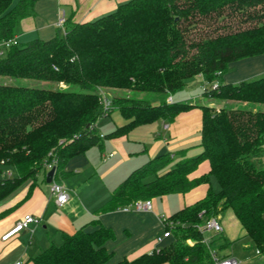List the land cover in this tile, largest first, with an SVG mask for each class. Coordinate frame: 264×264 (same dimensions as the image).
<instances>
[{
  "label": "trees",
  "instance_id": "obj_1",
  "mask_svg": "<svg viewBox=\"0 0 264 264\" xmlns=\"http://www.w3.org/2000/svg\"><path fill=\"white\" fill-rule=\"evenodd\" d=\"M38 1L0 0V43L16 37ZM261 55L264 0H130L91 22L66 20L65 33L51 40L11 47L0 57V79L14 81L0 82V173L11 168L14 177L0 179V201L48 173L46 162L56 159L57 175H62L72 158L101 146L103 139L121 138L157 121L173 122L199 108L201 153L176 162L170 153L151 159L115 189L102 211L187 194L210 185L211 178L220 191L210 187L203 199L167 217L174 225L167 246L117 264H213L200 228L225 210L264 250V170L255 162L264 157V76L221 83L231 63ZM199 75L206 81L207 104L168 101ZM22 80L53 87L16 85ZM215 82L219 86L212 89ZM60 85L68 88H56ZM99 89L124 92L112 97L114 109L108 114ZM115 109L127 123L103 137L98 123ZM205 161L210 172L192 179ZM93 224L99 226L94 232L64 234L61 245L51 243L32 264H109L113 254L105 245L115 234Z\"/></svg>",
  "mask_w": 264,
  "mask_h": 264
},
{
  "label": "crops",
  "instance_id": "obj_2",
  "mask_svg": "<svg viewBox=\"0 0 264 264\" xmlns=\"http://www.w3.org/2000/svg\"><path fill=\"white\" fill-rule=\"evenodd\" d=\"M128 1L130 0H39L35 4L33 15L21 22L16 37L20 44L35 39L48 41L59 36L57 23L61 17L71 23L91 22L116 11ZM229 68L234 73L229 77L225 75L221 83L239 84L260 78L264 76V55L231 63ZM197 84L201 86V93L195 89ZM205 85L202 75L189 80L186 88L193 89V92H189L190 96L186 98L181 96L179 101L207 104L203 94ZM170 103H175V98L171 97ZM202 117V110L193 108L181 113L173 122L157 121L138 126L127 136L106 139L101 146L72 158L60 175L62 181H67V184L62 182V185L67 188L70 197L69 203L63 207H59L50 194L48 173L41 172L35 180L29 179L21 184L0 201V264H32V260L51 243H62L64 234H73L81 229L96 231L99 226L93 224L94 221L112 229L115 234V239L105 245L113 254L109 264H117L124 259L134 260L143 254L152 253L156 248L167 246L172 239L166 240L161 246L156 242L164 232L160 211L168 209L167 217H170L195 204L207 195L209 188H212L211 182L210 185H201L187 194H173L178 196L180 204L179 210L175 212L169 210V195L160 198L162 203L157 201L159 198L152 199L151 212H103L102 209L111 202L115 189L134 170L151 159L168 153L175 162L183 157L198 156L202 150ZM126 123L123 116L119 117L105 126L108 131L106 133L110 134ZM165 124L169 125L167 130L164 129ZM173 166L174 163L168 169ZM209 172L210 164L205 161L192 173L191 178H199ZM8 173L11 175L8 176ZM12 177L14 170L3 168L0 179ZM26 215L39 218L41 222L31 225L8 241H3L2 237Z\"/></svg>",
  "mask_w": 264,
  "mask_h": 264
},
{
  "label": "rangeland",
  "instance_id": "obj_3",
  "mask_svg": "<svg viewBox=\"0 0 264 264\" xmlns=\"http://www.w3.org/2000/svg\"><path fill=\"white\" fill-rule=\"evenodd\" d=\"M19 2H20V0H15L14 5H17ZM58 33H59V35H61L62 30L59 31ZM233 73L234 72H233L232 68H229L225 75L229 77V75H232ZM225 75L223 77H225ZM255 79H257V78H255ZM0 82H7V83L11 84L14 81H12L10 79H0ZM16 85H24V86L36 87V88L53 87L51 84H45V83H40V82H36V81H29V80L18 81V82H16ZM56 88L65 90L68 88V86L60 85V86H56ZM195 89H198V91L201 93V86L199 84H197L195 86ZM189 92L190 93L193 92V89L185 87L184 90L178 92L175 95H172V97L175 98V103H182V102L184 103V101H179L180 97L184 96L186 98V97L190 96ZM108 93L112 97H118V96L120 97L124 94V92H121V91H116V92L114 91L113 93L108 91ZM149 98L152 101V103L157 104L159 102L158 99H153V98H151V96ZM209 101L206 100V103H208ZM188 103L197 104L194 101L190 102V100L188 101ZM199 105H202V104H199ZM216 105L218 107H220V105H218V104L212 105V107H217ZM111 114L112 115H110L109 117L102 118L98 123L99 132L103 137L105 136V134L108 133V131L105 129V126L109 125V123L115 122V120H117L119 117L122 118L119 110H116V111L114 110ZM105 141H106V139H103V142H105ZM255 162H256L258 168L264 170V157L257 159ZM95 177H96V175H95ZM56 178H57L56 179L57 182H59L61 184H62V182L64 184H67V181L61 180L60 174L57 175ZM91 179H89V180H91ZM210 182H211V186H212L213 191L219 192L220 186H219L218 182L216 181V179L211 178ZM168 197H169L168 198L169 199L168 204H169V208H170L169 210H171L172 212L179 210L178 208H179L180 204H179L178 196L172 194V195H169ZM157 201L162 203L160 198ZM160 214L167 218L168 209L161 210ZM217 219H218L219 223L221 224V226L223 227V230H224L223 234L222 235H216L214 233H206L205 237L210 239V246L212 247V249L217 251L218 256L236 258V259L242 260L244 262V264H263L261 261L252 260L254 257V254H255V245L253 244L252 240L247 236L245 230L243 229L240 222L237 220V218L235 217L234 213L231 210H225V211L221 212L220 215L217 216ZM163 231H165L164 228H163ZM163 233H162V236H163ZM225 243H226V245L222 246ZM61 244L62 243H59V245H61Z\"/></svg>",
  "mask_w": 264,
  "mask_h": 264
},
{
  "label": "built area",
  "instance_id": "obj_4",
  "mask_svg": "<svg viewBox=\"0 0 264 264\" xmlns=\"http://www.w3.org/2000/svg\"><path fill=\"white\" fill-rule=\"evenodd\" d=\"M65 24H66V19L64 17H61L57 23V26L64 33H65ZM18 45H20V42L17 37L0 43V57H3L11 47ZM218 86H219V82H215L211 84L212 89H217ZM205 87L206 86L203 87V90L205 89ZM98 94L100 96V103L103 107V113L104 114L110 113L114 109L112 96L104 89H99ZM169 102H171V98L169 99ZM168 128L169 125L165 124L164 129L167 130ZM44 167L47 172H49L54 167L57 168V160L53 159L49 162H46ZM10 175L11 174L8 173V176ZM56 175L57 172L54 176L53 182L50 184V194L52 197L55 198L56 204L59 207H63L69 203L70 197L67 188L56 181ZM120 210H122L123 212H151L153 210V204H152V200H139L132 203L131 205L121 208ZM160 220L164 225L165 231L163 233V236L157 238L156 242L158 245L161 246L166 240H170L173 238L172 228L174 225L172 223H169L167 218L164 216H161ZM40 222L41 219L36 218L32 215H26L22 221H20L13 229H11L8 233H6V235L2 237V240L8 241L12 237H15L21 231L28 229L31 225H37ZM200 229L203 230L205 233H214L216 235H222L224 232L223 227L219 223L217 217L207 220ZM204 243L209 249L213 264H244L242 260L236 258L218 256L217 251L212 249V247L210 246V239L205 237ZM161 248L163 247L156 248L155 250L159 251ZM252 260H258L264 264V250H262L259 247H255V254Z\"/></svg>",
  "mask_w": 264,
  "mask_h": 264
},
{
  "label": "water",
  "instance_id": "obj_5",
  "mask_svg": "<svg viewBox=\"0 0 264 264\" xmlns=\"http://www.w3.org/2000/svg\"><path fill=\"white\" fill-rule=\"evenodd\" d=\"M57 172V168L54 167L53 169H51L48 174H47V183L51 184L53 182L54 176Z\"/></svg>",
  "mask_w": 264,
  "mask_h": 264
}]
</instances>
